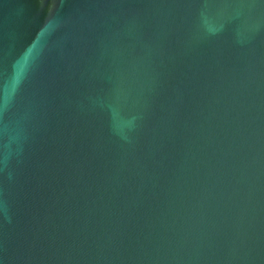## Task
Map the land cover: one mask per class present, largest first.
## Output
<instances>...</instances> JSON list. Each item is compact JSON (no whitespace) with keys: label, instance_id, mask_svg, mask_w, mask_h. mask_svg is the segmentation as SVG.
I'll return each instance as SVG.
<instances>
[{"label":"water","instance_id":"water-1","mask_svg":"<svg viewBox=\"0 0 264 264\" xmlns=\"http://www.w3.org/2000/svg\"><path fill=\"white\" fill-rule=\"evenodd\" d=\"M259 264H264V245H263L262 254H261V258H260Z\"/></svg>","mask_w":264,"mask_h":264}]
</instances>
